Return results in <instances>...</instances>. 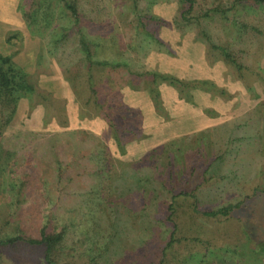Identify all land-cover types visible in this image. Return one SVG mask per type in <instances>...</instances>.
<instances>
[{
  "label": "rangeland",
  "instance_id": "374dc122",
  "mask_svg": "<svg viewBox=\"0 0 264 264\" xmlns=\"http://www.w3.org/2000/svg\"><path fill=\"white\" fill-rule=\"evenodd\" d=\"M76 1L84 24L83 32L98 46L95 57L97 60L125 59L130 62L133 70L138 72L151 71L186 81L211 80L220 88L227 90L231 97H219L197 90L192 91V98L186 99L180 97L173 87L162 83L159 90L163 112L159 114L147 93L120 84V88L123 87L121 93L124 103L137 109V113L142 116L141 133L134 136L126 134L120 146L107 121L83 105L88 92L82 84L87 82L88 78L82 62H80L82 75L80 78L75 77L78 70L77 58L80 57L75 47L56 46V42L65 32H70L72 27V18L64 9L63 3L59 0H0V50L14 57V61L28 73L36 89L35 94L20 101L18 114L3 131V136L10 137L22 132H30L46 139L61 135L67 137L78 130L86 131L96 135L106 145L114 160L112 169L117 170L119 163H136L152 149L164 147L181 138L191 137L200 145L204 141L209 143V139H212L217 145L220 144L222 152L219 154H222L223 158L213 162L214 167L208 177L214 172L228 175L239 170L240 158L246 160L250 157L244 155L242 151L248 147L255 152L256 168L252 174H247L250 179L247 185L253 189L260 182V187L264 188V118L254 117L264 111V98L249 96V91L243 81L238 79L236 71L223 61L214 58L215 55L209 52V46L202 35V30H205L217 43L221 42L225 45L233 41L236 43L237 38L242 34L239 32L237 22L241 19L254 25L258 24L263 30L264 9L245 8L246 11H232L222 19L218 16L216 19L203 22L200 26L180 24L183 28L179 29L175 20L179 15V0ZM134 1L138 16L144 18L146 15H152L164 23H169V25L164 23L160 25L156 22H147L148 31L154 34L161 44L137 30ZM232 1L199 0L195 15L201 11V8L227 9ZM25 12L32 13L31 21L26 19ZM244 12L249 14L242 18ZM76 31L74 29L72 37L76 38ZM8 36L14 37L15 41H21L16 46L8 45L6 42ZM244 38L249 44L256 42L253 32L248 33ZM66 52H70L69 58L64 56ZM68 60L70 62L67 64ZM64 64L69 65L66 71ZM103 70L99 75L104 81L113 80V84H118L126 78V73H121L122 70L112 72L107 71L109 69ZM250 79L247 81L253 85L254 90L257 86L259 89L261 87L264 89L262 82L252 83ZM254 92L256 94V90ZM208 110L212 112L209 113ZM237 122L243 127L245 123L248 126L235 130ZM247 134L248 140L241 141ZM238 139L244 147L241 148L237 144L240 142ZM254 139L257 140L253 144L255 149L251 145ZM230 140L234 142L228 145ZM187 144L190 148L194 146L190 140ZM217 156L218 153L215 155V151H212L210 161ZM207 158H204L199 165H196V162L193 164L196 165L194 175L190 165L194 160L189 159L191 160L188 164L189 168L182 176L175 174L174 193L182 189L181 178L187 177L185 179H189L190 184L197 182L196 175L201 174L208 165ZM24 163L23 158L22 163L15 166V169L4 168L0 174V240L23 234L29 230L27 227L33 224L38 228L48 224L56 230L65 229L63 251L65 254L70 252L71 257H74L79 264L81 262L89 264L94 259L95 264H131V261H121V259L130 256L133 253H130L131 251L142 254L145 246H141L142 243L148 246L149 256L156 255L157 251L153 250V245L157 246L156 239L167 236L166 230H168L166 225L159 222L162 213L157 209L158 202L167 203L171 200L170 195H165L164 187L159 190L160 196H157L158 192L149 194L146 185L142 184L140 189L137 187L136 183L138 179H142L141 175L138 177L135 172L126 175L128 181L135 183L142 202L149 204V212H147L150 215L149 219L156 221L154 231L151 225L143 221L138 222V227L131 228L124 208H119L120 203L116 202L112 207L109 206L107 201L112 198L111 190L104 191V196H101V189L109 186L105 184L104 177L98 175L94 177L93 190L80 193L79 197L66 206L68 208L65 205L55 207L50 185L37 175L38 182L24 190L25 195L23 199L21 198V204H16L18 195L15 194V190L21 183L23 172L21 169H16L18 166L22 167ZM242 174L246 173H239L238 176L232 173L231 178L240 181ZM161 178L163 186L165 183L168 184V174H161ZM231 178L219 184L221 188L217 201L222 205L236 203L232 201L241 199L234 190L235 197L227 196L225 184H229L228 180ZM204 191L205 196L207 193L210 195L209 198L213 196L211 192ZM255 194L251 191L248 202H244L240 209L235 210L233 225L235 223L237 227L244 225V236L238 242L234 240L237 242L233 245L235 248L220 247L222 240L219 235L212 233L213 225L204 223L210 231L208 236H205L187 231L185 227L189 221L183 220L184 229L178 232V238L182 237L183 242L176 244L174 254L167 257L169 264H200V260L204 258L206 261L203 264H264V259L256 260V255H252V259L249 254L253 248L257 249L264 242V192L257 191ZM117 195L114 194V198ZM62 208L68 210L64 212L60 210ZM141 216L147 219L144 214ZM6 222L9 224L6 225ZM118 222V225L112 227ZM125 225L129 233H121ZM213 237L218 244L214 245L211 239ZM0 264H44V262L40 249L16 250L0 247Z\"/></svg>",
  "mask_w": 264,
  "mask_h": 264
},
{
  "label": "trees",
  "instance_id": "16d2710c",
  "mask_svg": "<svg viewBox=\"0 0 264 264\" xmlns=\"http://www.w3.org/2000/svg\"><path fill=\"white\" fill-rule=\"evenodd\" d=\"M59 1L63 3L64 9L71 16L72 27L70 28V32H65L62 38L56 42V46L67 45L75 47L80 56L77 58L78 70L75 77L80 78L82 75V71H80L82 67L80 66V62H82L88 78L87 82L82 84L88 92L83 105L90 108V110L92 109V111L107 121L110 130L115 133V140L120 146H122L121 143L126 134L134 136L140 134L142 130L141 114L137 113V109L127 105L123 101L121 92L124 86L147 93L153 102L156 112L159 114L163 112L159 90V86L162 83L173 87L177 90L180 97L186 99L192 98V91L197 90L219 97H231L227 90L220 88L211 80L186 81L151 71L138 72L133 70L130 62L125 59L123 61L97 60L95 57L98 46L95 42L93 43L92 40H89L83 32L84 24L79 14L77 1ZM133 3L135 4L133 6L136 14V1ZM179 3V15L175 17L179 29L183 28V25L181 26L180 24H197L200 26L203 22L216 19L218 16L222 19L227 13L232 11H246L245 8L264 9V0H233L227 9L224 7L201 8V11L195 15L198 10L197 7H199V0H179ZM248 14L244 12L241 16L243 18V16L245 17ZM25 17L31 21L32 13L25 12ZM136 17L138 23L137 30L155 39L158 44H161L154 34H150L148 31L147 22H156L160 25H163L164 22L152 15H146L143 18L136 14ZM164 24L169 25V23ZM237 24L239 32H242V34L237 38L238 41L236 43H233L235 41L226 45L221 42L217 43L205 30H202V35L209 46V52L215 55L214 58L223 61L227 66L234 69L238 75V79L245 84L247 91L253 95V98H256L257 95L254 92L253 85L248 83V81L252 78L253 81L250 79L252 83L260 81L264 84V68L260 64L264 56V28L262 30L258 24L254 25L241 19ZM74 29L77 30L75 33L76 38L71 36L74 34ZM251 32H253L256 42H250L249 44L244 36ZM20 41H15L14 37L11 36H8L6 39L7 44L12 46H16ZM64 54V56L69 58L70 52ZM69 62L70 60H68L67 64ZM68 67L69 65L64 64L65 71L66 69L68 70ZM103 69H109L107 70L109 72L114 70L124 71H121V73H126V78L122 81L125 82L113 84V80H102L100 75L103 73ZM120 84L123 87L121 86L120 88ZM35 92L36 89L31 83L25 69L14 61L12 55L5 54L0 50V174H2L4 168L12 167L15 169V166L20 165L23 158L25 159L24 165L22 167L18 166L16 169L23 171L21 183L18 189L15 190V194L18 195L16 204H21V198L23 199L25 195L24 190H27L28 187L38 182L36 175L37 177L41 176V178H44L50 185L55 207L63 205L66 207L76 197H79L80 193L91 192L93 190L94 177L98 175L101 178L104 177L105 184L109 186H104L101 189V196H104V191L111 190L110 196L112 198L107 201L109 206L112 207L116 202H119V208H124V212L128 215L131 228L133 226L138 227V222L143 221L151 225V229L154 231L156 221L149 219L150 215L147 213L149 212V204L142 202L139 198L141 194L136 188L135 183L127 180L128 177L126 175L135 172L136 176L141 175L142 178L138 179V183H136L139 189L143 184V186L146 185L149 194L158 192L157 196H160L159 190L164 187L166 190L165 195L171 196L169 202H158L157 206L158 211L162 213V218L159 222L166 225L168 230H166L167 236L158 237L156 239L158 245H153V250L157 251L156 255L149 256L148 246L142 243L141 246L145 245L142 254L131 251L130 253H133L130 256L123 257L121 261H131V264H169L167 257L174 254L176 244L183 242L182 237L178 238V232L184 229L183 220L189 221L185 227L187 231L198 233L199 235L204 234L208 236V232L210 231L206 225H213L212 233L219 235L222 240L220 247L235 248L233 246L235 242L243 238L244 225L238 227L237 223L233 225V221L235 220L232 221V219H234L235 210L240 209L244 202H248V199L251 198L249 197L251 191L254 192V195H256L257 191L264 192V188L259 185V177L257 178L259 184L255 185L253 189L247 185L248 180H250L248 175L252 174L256 168L254 150H249L250 148L248 147L245 148V151L242 150L244 155H250V157L245 158L246 160L240 158L239 170L231 172V174L236 173V176L239 173H246L241 175L240 181L237 178H231V174L223 175L221 172H214L212 176L208 177L210 170L214 167L213 162L219 158H223V156L221 157L222 154H219L222 152L220 144L217 145L212 139H209V143L204 141L200 145L197 141H193L191 137L181 138L168 143L164 147L152 149L136 163H119V170L112 169V161L114 162V160L109 154L106 145L96 135L86 131L78 130L67 137H64L66 135H61L46 139L30 132H22L10 137L3 136V131L18 114L20 101L27 96H32ZM208 112L211 113L212 111L208 110ZM1 115H4V117ZM237 123L238 125H236L235 130H241L248 126L247 123L244 124V127L240 122ZM243 137L241 141L246 142L249 135L247 134ZM189 140L194 144L191 148L187 144ZM238 140L240 141V139ZM241 141L237 144L242 148L244 146ZM233 142V140H230L227 144L231 145ZM255 142H257L256 139L251 142L254 149L255 146L253 144ZM212 151H215V155L218 153L219 156L210 161ZM251 152L252 154H250ZM191 158L194 162L190 164ZM204 158H207L208 165L203 169L201 174L196 175L195 179L197 182L190 184L189 179H185L187 177L181 178L182 189L178 193H174L175 183L173 179L175 178V174L182 176L183 172L189 168L188 164H190L193 168L192 175H194L196 173V165L203 162ZM195 162L196 165H193ZM164 168L165 170L163 171ZM146 170L147 173L144 174ZM161 174L169 175L168 184L165 183L164 186ZM257 174L259 175V172ZM227 178H231L228 180L230 183L225 184L227 196L235 197L236 194H239L238 198L241 197V199L232 201L237 204L230 202L227 205H222V203H219L220 201H217L219 200L217 198L219 196L218 192L221 188L219 184L220 182H226ZM204 190L211 192L213 196L209 198L210 195L208 193L205 196ZM233 190L236 194H233ZM114 194L118 195L114 198ZM60 210L66 212L68 209L62 208ZM141 214H144L147 219L142 217ZM5 224L9 223L6 222ZM118 224L119 222L112 225V227ZM126 226L121 229V233H129ZM27 228L29 230L23 234L1 239L0 247L15 248L16 250L40 249L44 264H79L74 257H71L70 252L65 254V251H63L66 232L64 228L56 230L48 224H43L39 228L33 224ZM211 239L214 245L218 244L214 237ZM235 239L236 241L234 242ZM236 249L234 250L237 251ZM249 254H251L252 259V255L257 256V258L255 257L256 260L260 258L264 259V242L257 249L253 248ZM204 259L200 260V264L206 261ZM95 262L96 260L94 259L89 264H95ZM80 264L84 263L81 262Z\"/></svg>",
  "mask_w": 264,
  "mask_h": 264
},
{
  "label": "crops",
  "instance_id": "0c3cea01",
  "mask_svg": "<svg viewBox=\"0 0 264 264\" xmlns=\"http://www.w3.org/2000/svg\"><path fill=\"white\" fill-rule=\"evenodd\" d=\"M261 66L264 68V56L262 57V60H261ZM256 89V95H257V99H260L261 97L264 98V89L263 87H261V89H259V87H255ZM249 96L251 97V93L249 92ZM260 111V110H259ZM258 111V112H259ZM248 112H251V111H248ZM264 112V111H263ZM262 112V113H263ZM262 113L259 112V114L257 113V115H255L254 117L258 118V117H263L264 118V115L262 116ZM244 115V114H243ZM242 115V116H243Z\"/></svg>",
  "mask_w": 264,
  "mask_h": 264
}]
</instances>
